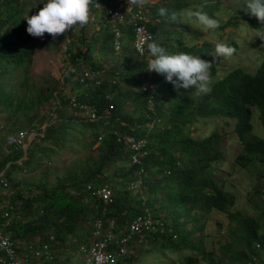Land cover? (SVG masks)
Segmentation results:
<instances>
[{"label": "trees", "instance_id": "trees-1", "mask_svg": "<svg viewBox=\"0 0 264 264\" xmlns=\"http://www.w3.org/2000/svg\"><path fill=\"white\" fill-rule=\"evenodd\" d=\"M27 2L0 0V147L7 137L20 131L35 133L24 149L10 147L0 160V176L10 186L8 194L2 197L3 207H11L6 229L18 255H26L30 264H61L52 258V250L78 248L89 242L96 218L103 225L113 220L117 232L140 213L149 214L160 226L144 232L139 242L128 244L125 254L112 264H134L150 254L169 259L168 252L181 255V264H197L198 260L206 264H243L259 257L264 252V231L258 218L230 210L233 194L219 187L210 171L211 163L221 156L219 134L212 131L205 137L194 138L190 126L200 118L233 120V132L240 144L235 164L247 169L260 162L262 167L255 168L248 199L264 195V140L251 134L250 123L256 110L264 131V58L253 75L241 69L228 70L211 83L207 94L190 96L191 88L177 91L155 72L149 79L153 87L143 90L140 87L145 76L143 62L131 59L133 53L128 46L131 38L125 29L119 59L110 63L106 80L83 89L77 78L71 81L75 72L71 68L62 74L60 83L67 84L69 90L62 93L58 80L49 77L43 84L34 85L27 76L36 46L52 44L45 37L27 33L28 16L24 15ZM179 2H171L173 11L182 7ZM40 4L41 1L36 8ZM148 6L152 16L168 19L158 15L160 6ZM167 31H156L161 39L159 45L166 52L172 54L176 48L175 53L186 52L202 59L209 55L208 43L187 47L176 40L174 46L167 45ZM152 33L155 38L153 29ZM103 35L109 51L112 34L105 29ZM227 44L237 47L233 41ZM67 61L72 66L75 63L72 55L67 56ZM211 73H215L213 66ZM75 87L79 88L77 93ZM70 97L75 99L76 106L69 104ZM149 97L152 110L147 108ZM79 105L92 108L101 116L89 119L81 114ZM112 131L145 138L147 152L139 163H130L126 143L117 142ZM85 138L89 139L88 146ZM94 144L93 158L87 154L82 162L71 161L65 170L54 173L52 179L45 178L49 169L34 182L13 173L15 169L30 173L39 166L42 157L55 158L63 148H71L76 155ZM101 183H107L112 191L111 201L105 204L93 194ZM130 183L132 186L128 187ZM86 184L93 189L86 190ZM212 210L225 213L233 223L228 232L230 241L220 244L217 251L205 247L209 235L204 219ZM44 243L50 250L49 259L44 255L34 257L26 251L38 249Z\"/></svg>", "mask_w": 264, "mask_h": 264}, {"label": "rangeland", "instance_id": "rangeland-1", "mask_svg": "<svg viewBox=\"0 0 264 264\" xmlns=\"http://www.w3.org/2000/svg\"><path fill=\"white\" fill-rule=\"evenodd\" d=\"M28 1L29 3L27 2L25 4L24 15L31 17L32 15L37 14L36 6L40 0ZM186 1L188 4L187 6L182 7V9L194 11H201V9H203V13H206L208 16L212 15L209 17L218 21L219 27L214 30H209L198 23L194 17H182L179 22H182V24H176L181 27L180 29L182 31H180V33L184 41L181 39L180 33L173 29V31L169 32L165 37L167 45L170 44L174 46L176 44L175 41L178 39L187 46L192 44L198 46V43L202 41H209L212 43L213 48L209 56L205 59L212 63L215 69V75H211V83L234 67H239L246 73L253 74L264 57V25L260 24L258 28L251 26L249 18L255 17L246 12L245 7L243 6L244 0ZM206 1H210L213 4L205 5L204 3H206ZM152 2L163 6L164 4L171 2V0H164V2L163 0H152ZM225 21H228L230 24L221 29L220 26L222 24L224 26L227 24ZM153 30L155 31V29ZM75 31L77 33V29ZM81 33H83L88 40L92 34L90 33L89 26L82 29ZM44 37L49 41H53V43H56L57 45L49 44L50 46L45 48L42 45L36 46L33 51L31 63L28 67L27 76L34 85L43 84L46 78L48 79L51 77L54 80H58V88L60 89V92L68 93V85L60 83L62 74L65 70V62L62 61V53H59L56 47L58 46L60 49L63 46V43L60 44V42L57 41V37L53 38L48 34H45ZM220 41L225 43L233 41L236 43L237 50L231 58L215 57L214 46L215 43ZM88 42L89 41H87V43ZM135 57L134 54L131 55V59L135 60ZM107 65L108 64H105V67H107ZM77 89L78 88L76 87L73 89L75 93L78 92L76 91ZM194 93L195 89H192L189 95L192 96L191 94ZM51 104L52 103H49V105ZM45 111L46 110L43 109L42 112L45 113ZM250 123L252 125L251 134L264 140V131L257 120L256 110H254L252 114ZM232 125L233 120L223 117L200 118L192 124L193 128L190 135L194 138H199L209 134L211 131L219 132L218 149L221 156L210 165L212 176L219 187L233 194L234 204L230 210H239L244 214L257 217L261 225L260 228L264 231V215L262 214V212H264V205L261 204V202L264 201V195L261 193L259 195L260 197H255L253 200L251 198L250 201L247 196V192L251 189V185L254 181L253 173L255 172V168L262 169L260 165L261 163L258 162L256 165L250 166L247 169H242L235 164L234 160L240 151V145L235 139ZM27 134L31 136L30 138L35 135L32 131ZM85 144L88 146V138H85ZM74 146L78 147V141ZM95 146L96 144L90 146L86 151H78L76 155L72 154L70 150L71 148H63L60 153H57L55 158L50 156L45 160V158L42 157L39 166L32 170V172L27 173L24 170L19 171L15 169L13 173L17 174L19 178H22L27 182H34V180L41 176L44 170L49 169L50 174L45 178L52 179L54 173L59 174L65 170L70 165L71 161L82 162L87 154L93 158L95 154ZM47 166H49V168H47ZM8 191H10L9 185L4 192ZM204 222L207 232L206 234L209 235V238L205 242L206 249L211 247L217 251L220 244L230 241V235L228 232L233 223L226 218L225 213L212 210L207 214ZM70 241L71 239L68 242ZM76 248V246H66L62 249L57 248L52 250V258H57L61 264H82L81 258L76 253ZM167 257L169 259L152 257L150 254V256L139 258L134 264H165L166 261L170 263L174 262V264H181V255L168 252ZM197 264L206 263L202 260H198Z\"/></svg>", "mask_w": 264, "mask_h": 264}, {"label": "clouds", "instance_id": "clouds-1", "mask_svg": "<svg viewBox=\"0 0 264 264\" xmlns=\"http://www.w3.org/2000/svg\"><path fill=\"white\" fill-rule=\"evenodd\" d=\"M40 1L41 4L37 8V14L32 15L30 18H26L28 25L26 31L29 35L38 38H43L45 34H48L53 38L57 37V41L60 42V44L63 43V46L60 49L58 46L56 47L59 53H62V61L65 62L64 72L73 68L75 72L71 77V81L77 78L78 81L82 83L83 89H85V86L88 85H99L103 80H106L105 73L109 68L110 63L119 59L118 54L122 44L124 43L123 36L124 30L126 29V31L130 33L131 38L128 45L129 48L136 56L135 58L138 61L143 62V71L145 76L144 81H142L140 84V87L143 90H148L153 87V83L149 79L154 75L155 72L157 74L163 75L166 79V82L173 84L174 89L177 91L180 89L187 90L191 88L195 89L196 95L207 94L210 92L211 75H215V73H211V68L213 66L212 63L205 60L209 55L202 59L201 56L186 52L175 53L177 51L176 48L173 50L174 53L170 54L159 45L161 43V39L159 37V33L156 32L157 30H168L166 32V34H168L174 29L176 32L180 33L182 30L180 29L181 27H179V25H181L182 22H179L180 19L185 16L189 18L194 17L197 22L203 25L206 29H217L219 27L218 21L209 17L212 15L208 16L206 13H203V9H201V11L182 9V7L187 6L188 2L186 0H181L179 4H181L182 7L179 10L173 11V3H171V0V2L168 4L163 5L164 7H170V9H166L158 5L161 7L158 10V15L167 17L168 19H166L152 16L151 9L148 5H157L156 3H153L152 0H130L131 4L134 3L135 5L143 6L145 9L143 13L145 16V24L151 35L145 37V50L142 54H139L133 46L134 36L131 31V25L123 21H119L117 18H112V16L108 15L107 13V8L113 9L115 2L123 0ZM204 4L206 5L213 3L206 1ZM243 6L245 7L248 14L255 17L252 18V21L250 20L251 18H249L251 26L258 28L260 24L264 25V0H244ZM176 23H179V25ZM225 23V26L223 24L220 26L221 29L229 26L230 24L228 21H225ZM86 26L90 27V33L93 34V36L92 34L90 35L89 40L83 33H81L82 29H84ZM76 29L77 33L75 31ZM105 29L108 30L109 34H112V40L109 43L111 50L109 51L106 50V45L103 43L105 39V36L103 35ZM152 29H155V38L154 33H152ZM180 37L183 40L181 33ZM87 41L89 42L87 43ZM49 42H52L53 45H57L56 43H53V41ZM203 43H208L211 45V52L213 44L209 41H202L198 43L199 45L197 47ZM227 43L222 41L215 43L214 55L216 58H231L236 53L237 47L235 49ZM183 45L187 46L184 43ZM191 46H196V44H192L187 47ZM70 55L73 56L75 61L73 66L67 61V56ZM91 63H94L95 65L90 66ZM105 64H108L107 67H105ZM235 68L241 69L239 67H234L232 69ZM108 81L110 80L108 79ZM83 89H80V91ZM129 104L130 102H128V105ZM108 108H110V106H108ZM147 108L152 110L150 97L147 100ZM100 116L101 114H99V117ZM190 127L192 130L193 126L191 125ZM217 133L219 134V132ZM141 139L144 140L145 138ZM235 139L237 140L236 136ZM145 150L147 152L146 146Z\"/></svg>", "mask_w": 264, "mask_h": 264}, {"label": "built area", "instance_id": "built-area-1", "mask_svg": "<svg viewBox=\"0 0 264 264\" xmlns=\"http://www.w3.org/2000/svg\"><path fill=\"white\" fill-rule=\"evenodd\" d=\"M145 9L143 6L131 4L130 0L115 2L113 9L107 8L108 15L112 18H117L131 25V31L134 36V49L142 54L145 50V37L151 36L145 24ZM69 104L76 106L74 98H70ZM81 114L89 119H96L99 114L95 113L92 108L85 105H79ZM117 142L124 141L130 151V163H139L140 158L145 155V141L141 138H134L131 135L118 134L112 131ZM28 134L25 131L18 132L15 136H9L0 147V160L6 156L10 147H24L25 140ZM98 136V140L101 138ZM141 171V169H140ZM1 174V173H0ZM130 183L128 187H131ZM7 188L6 180L0 176V192H4ZM85 189H93L92 185L86 184ZM93 194L101 200L103 204L111 201L112 191L107 183L97 185ZM0 205V264H30L26 255L20 256L16 251V244L10 239L7 232L9 222L10 206ZM145 212V211H144ZM157 226H160L158 220L151 219L149 214H136L117 232L114 231L113 220L107 221L105 225L99 218H96L92 223L89 242L80 244L76 253L81 258L82 264H112L119 256L125 254L128 244L132 241H140L144 232L155 231ZM51 238V237H50ZM257 246V245H256ZM29 254L34 257L44 255L47 259L51 258L48 244L44 243L38 249H27ZM243 264H264V252L257 258L252 257L246 260Z\"/></svg>", "mask_w": 264, "mask_h": 264}, {"label": "crops", "instance_id": "crops-1", "mask_svg": "<svg viewBox=\"0 0 264 264\" xmlns=\"http://www.w3.org/2000/svg\"><path fill=\"white\" fill-rule=\"evenodd\" d=\"M31 136L30 135H28L27 136V138H26V140H25V143H24V147H23V149L28 145V143H29V141H30V138ZM8 194V192H0V205L2 204L3 205V201H2V196H4V195H7Z\"/></svg>", "mask_w": 264, "mask_h": 264}]
</instances>
